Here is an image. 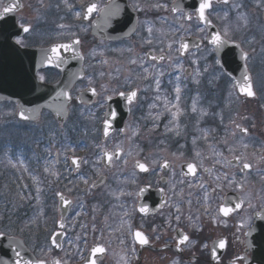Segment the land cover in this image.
Wrapping results in <instances>:
<instances>
[{"label": "flooded vegetation", "instance_id": "flooded-vegetation-1", "mask_svg": "<svg viewBox=\"0 0 264 264\" xmlns=\"http://www.w3.org/2000/svg\"><path fill=\"white\" fill-rule=\"evenodd\" d=\"M178 1L0 0V12L18 5L0 18V236L46 264H264L263 124L256 129L264 99L221 97L229 85L202 78L191 85L203 101L201 130L165 129L177 80L170 70L181 64L191 79L203 50L215 64L200 2ZM225 1L205 10L219 33L234 0ZM90 3L105 11L86 18ZM184 40L198 47L183 54ZM60 44L70 50L49 64ZM34 96L57 117L43 109L37 123L19 121L18 106ZM125 113L123 128L105 135L108 118L119 123ZM243 162L251 167L242 171ZM60 195L71 201L63 232Z\"/></svg>", "mask_w": 264, "mask_h": 264}, {"label": "rangeland", "instance_id": "rangeland-1", "mask_svg": "<svg viewBox=\"0 0 264 264\" xmlns=\"http://www.w3.org/2000/svg\"><path fill=\"white\" fill-rule=\"evenodd\" d=\"M231 5L232 6L227 12L231 14L229 23L226 28L222 30V34L229 40L239 42L243 46L244 50L250 54L248 66L252 75L254 76V79H256L255 82L259 86L258 88L256 87L257 91L260 90V97L264 99V22L262 21L264 0H234ZM203 52L207 53V50H203L197 53L198 55H194L193 59H191L197 70V73H195L191 79H186L184 74L185 69L182 70L181 64V66L179 65L180 67L176 66L170 70L175 74L177 80L176 84L172 83L171 94L174 99L169 106L172 112V118L170 122L165 125L166 130H201V122L198 116H200L199 110L202 108L203 101H200V97L198 96V94L192 95V91H194L193 88H195V86L191 85L199 84L202 78L205 79V84L220 82L223 87L227 85L222 80L223 74L221 73V71L219 72L217 70L216 63L215 66H213V64L207 59V54H201ZM176 60L177 59H174L175 62ZM203 63L204 65L202 72L201 65ZM125 70L126 75L130 74V71L128 69ZM174 85H177L180 89L179 93H177L176 87ZM231 89L233 90V88L230 86L228 98H238L235 91L233 90V92L231 91ZM184 105L188 109V111L183 109ZM185 117H188V119L186 120ZM260 122H264V112L262 113ZM233 123L235 124V121H233ZM157 124L159 125L160 123ZM233 126V124L230 125V128H233ZM40 219L41 217H39L37 221L39 220L40 222ZM70 242L71 238L67 240L65 248L70 247L68 245V243ZM69 252L70 251L66 250L63 256L67 258V256H69L70 254ZM65 264L70 263L65 262Z\"/></svg>", "mask_w": 264, "mask_h": 264}, {"label": "water", "instance_id": "water-1", "mask_svg": "<svg viewBox=\"0 0 264 264\" xmlns=\"http://www.w3.org/2000/svg\"><path fill=\"white\" fill-rule=\"evenodd\" d=\"M183 1L186 3H190L191 1H195V0H183ZM263 17H264V14H263ZM201 21L205 25H208L207 19H204ZM217 34L218 33L216 31H213V32L210 31V36H209L208 42L215 49L216 57L218 59L220 67L223 68L224 71L234 80L235 84H237L239 81H241L242 76L245 72H247V74L250 76L248 69H247V66H246L247 59L243 58L242 53H244V52L242 51V49L240 48V46L238 44L229 43V42L225 41L222 37H221V39L224 41V43L222 45L218 46V45L213 44V42H212L213 37ZM185 44L188 47L190 45H195L193 43V41H186V42H184V45ZM188 47L183 48V49H185V51H186L188 49ZM247 58H248V55H247ZM73 60L75 61V58ZM189 75H190V71H187V76H189ZM251 80H252V78H251ZM252 85H253V82H252ZM237 91L241 96L248 97L250 99L256 98V95L249 97V96H246L244 94H241L239 92L238 88H237ZM253 91H254V88H253ZM122 98H123V96H120L119 100H121ZM133 100L134 99H132V101ZM128 103H131V102H129L128 99H125V103H124L125 108H127ZM66 108H67L66 106H64L62 108L63 113H65ZM113 108L114 107L111 106L109 112H111V110H113ZM43 109H48V110L54 112L56 117L58 115L57 113H55V111H56L55 107L43 106V105L38 104V100L34 96V97H29L28 104H25V105L23 104V105L18 106L17 117L21 121L35 122V121H38L40 113ZM20 112H25V115H28L31 118L28 120L21 119V117L19 115ZM125 116H126V113L124 114L123 119L121 121H119V123L111 121L110 118H108L107 123H105V125H104V132L107 129V134H108L118 127H123V124L125 121ZM58 119H60L59 116H58ZM64 120H65V118L63 120H58V121H60V123H63ZM65 200L69 201L66 198H65ZM70 205H71L70 203L66 205L64 203V201L61 200L60 210H61L63 222L65 221L66 217L68 216V213L70 210ZM17 252L20 253L19 257H17V255H16ZM17 259H20L22 262L28 261L29 264H37V262H38L35 259V257L31 254V252L20 241L15 240V239H9L6 237H0V264H15Z\"/></svg>", "mask_w": 264, "mask_h": 264}, {"label": "snow or ice", "instance_id": "snow-or-ice-1", "mask_svg": "<svg viewBox=\"0 0 264 264\" xmlns=\"http://www.w3.org/2000/svg\"><path fill=\"white\" fill-rule=\"evenodd\" d=\"M18 5H15V4H12V5H9V6H6L3 8V11L0 12V18H3L4 15H7L11 12L14 11L15 7H17ZM211 6L210 4V0H201V3L199 4V8H198V14H199V18L201 20H204L205 19V10L208 9L209 7ZM159 7V5H158ZM96 11H99V12H104L105 9H101L98 7V5L96 3H90L88 5H85V16L87 18V16L91 15L93 12H96ZM80 13H77V16H79ZM189 19H191V17H189ZM22 29L24 32H29L30 31V27L28 26H24V25H21ZM63 27V26H61ZM213 44L215 45H222L224 43V41L221 39V35L220 34H217L213 37V40H212ZM19 43V41H18ZM75 43H79V41H75ZM70 45H65V44H60V45H57L55 47H53L51 49V55L47 57L48 59V62L49 64H52V63H59L61 61V55H60V50L61 49H64V50H70ZM182 48H187V45H181ZM242 56L244 59H247V54L246 53H242ZM153 59H155V57H153ZM161 59H163V57H161ZM135 61H133L134 63ZM41 80L44 79L43 76L40 77ZM91 83V82H89ZM238 89H239V92L241 94H244L246 96H249V97H252L255 95V92L253 91V85H252V80H251V77L247 74V72H245L242 76V79L241 81H239L236 85H235ZM93 93L95 92V90L93 89L92 90ZM177 93H179L180 89L177 88L176 89ZM65 95H67L65 93ZM122 96L126 95L124 93H121ZM137 93L135 91H132L131 93L127 94V99L129 100V102L132 101V99H134L136 97ZM179 98V97H177ZM195 110V109H194ZM21 119L23 120H28L30 119L31 117L28 116V115H25V112H20L19 113ZM112 117L115 118V112L111 113ZM107 123V121H106ZM246 132V129L243 130ZM105 134H107V129L105 130ZM105 155H108L107 153H105ZM197 155H199V153H197ZM109 160H111V156H108ZM236 160H240L241 158L240 157H235ZM74 163H76V161L74 160L73 161ZM137 167L141 170V171H148V168L146 167L145 164L143 163H137ZM162 167H168V164L167 162H165ZM251 167V165L247 162H243L242 163V168L241 170L243 171L244 169H249ZM187 168L190 172H194L195 170V165L194 164H188L187 165ZM60 199L62 201H64V203L67 205L70 203V201H67L65 200L64 196L63 195H60ZM141 212H144L146 211V209H144L143 207L140 209ZM232 211L231 208L229 207H221L220 208V212L223 213L224 215H228L230 212ZM177 219H179V217H177ZM61 228L64 227L63 224L60 225ZM135 238L138 240V242L141 244V245H145L148 243V240L147 238L142 234L140 233L139 231H137L135 234ZM188 240V237L187 236H184L183 239L181 240V243H184L185 241ZM224 241H221L220 242V247H223L224 246ZM93 253H103L105 251V249L103 247H96L94 248L93 250ZM17 257L20 256V253L17 252L16 253ZM15 264H29L28 261H21L20 259H17ZM37 264H43V261H38ZM57 264H59V262H57ZM92 264H95V261H92Z\"/></svg>", "mask_w": 264, "mask_h": 264}, {"label": "trees", "instance_id": "trees-1", "mask_svg": "<svg viewBox=\"0 0 264 264\" xmlns=\"http://www.w3.org/2000/svg\"><path fill=\"white\" fill-rule=\"evenodd\" d=\"M227 80V79H226Z\"/></svg>", "mask_w": 264, "mask_h": 264}]
</instances>
